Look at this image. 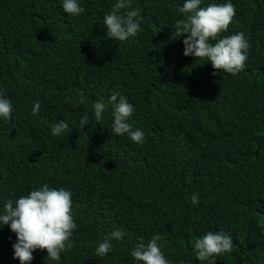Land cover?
Wrapping results in <instances>:
<instances>
[{"label":"trees","instance_id":"16d2710c","mask_svg":"<svg viewBox=\"0 0 264 264\" xmlns=\"http://www.w3.org/2000/svg\"><path fill=\"white\" fill-rule=\"evenodd\" d=\"M228 2L236 9L229 29L244 32L250 40L249 56L262 65L263 72L264 0H202L201 6ZM77 3L85 11L71 15L63 10V0H0V92L26 122V128L12 130L9 118L0 117V209L4 211L6 200L18 198L23 189L65 185L75 194L73 211L78 220L98 216L107 227L116 221L128 222L115 227L128 226L120 230L124 235L114 243L115 252L91 264H142L131 251L141 237L147 242L157 234L166 257L179 246H192L213 228L229 234L234 242L231 252L215 258L216 264H264V178L260 181L263 193H259V183L255 188L251 184L252 176L230 177L232 170L222 171L219 159L209 163L215 155L219 157L216 151L214 155L200 148L221 143L220 122L239 148H259L258 134L264 137V125L256 130L252 104L244 101L228 108L248 83V75L254 76L253 68L232 75L214 70L206 59L185 56L184 36L176 38L172 28L185 18L177 7L184 0H131L142 28L133 46L130 40L107 36L104 17L116 0ZM100 78L110 82L90 91L96 102H107L113 90H118L135 107L129 121L148 137L142 145L115 141L107 107L98 142L110 134L95 158H115L116 175L99 188H84L77 183L78 174L68 169L70 151L64 142L70 138L73 146L71 134L53 136L51 128L74 115L78 105L77 114H93L94 101L84 100V95L87 86L98 84ZM37 101L41 108L33 115ZM192 117H199L197 130L192 129ZM214 121L215 125H208ZM88 150L100 151V147L91 141ZM258 153L264 158L263 149ZM139 155L141 167L132 170L128 160ZM213 186L206 200L191 203L195 191ZM84 229L96 228L87 220ZM15 237L13 233L7 241L2 232L0 251ZM96 247L72 245L62 262L74 261L77 255L82 258L68 264H84ZM40 251L35 250L33 256ZM192 261L209 264L196 257Z\"/></svg>","mask_w":264,"mask_h":264},{"label":"clouds","instance_id":"9594fccd","mask_svg":"<svg viewBox=\"0 0 264 264\" xmlns=\"http://www.w3.org/2000/svg\"><path fill=\"white\" fill-rule=\"evenodd\" d=\"M201 5L202 0H184L182 6H177L178 11L185 14V18L176 21L172 27L174 28L173 34L176 38L184 36L183 54L185 56L191 55L196 60L206 59L207 62H211L216 71L241 75L246 67L253 68L254 76L248 75V83L243 84L242 92L230 100L232 105L228 108L240 106L244 101L250 102L257 130V127L264 125V71L262 72V65L252 62V56H249L248 51L250 40L245 37L244 32L229 29V25L236 15L233 3ZM62 7L66 13L71 15H79L85 11L77 3V0H63ZM104 25L108 38L125 42L130 40L131 45L133 38L142 31L140 13L131 8V0H116L111 11L104 17ZM220 34L226 37L219 38ZM215 74L214 72L213 75ZM109 82L108 78H100L97 79L98 84L87 86L84 100L88 101L90 98L94 101V112L90 117L88 113L77 114V111H81L78 105L76 110L74 108V115L68 117L66 121L60 119L51 128L53 136L71 134L73 146L70 144V138L64 142V147L70 151L68 169L78 174L77 183L84 188H99L104 180H109L112 175H116L114 171L115 158H110L107 155L105 158H95L102 151V143L110 134L106 133L104 140L98 142L97 136L103 134L102 118L107 107L111 108L113 124L110 132L113 131L117 134L115 141H123L127 144L136 142L138 145H142L145 138L148 137L144 130L137 125L133 127L132 121H129L135 112V107L118 90H113L107 102L104 100L96 102V95L90 94L91 90ZM40 108L41 104L37 101L32 109V114H37ZM186 112L193 111L186 109ZM0 117L9 118L12 130L15 127L26 128V122L20 114L13 112L11 100L3 92H0ZM190 121L195 125L192 129L197 130L199 117H192ZM215 123L216 121L208 125H215ZM95 124H97L96 127ZM220 124L223 135L221 137L222 132L218 133V138L221 143L214 146H200L203 152L208 151L214 154L213 152L216 151L219 154V157L214 154L215 157L211 158L209 163L219 159L220 169L224 172L231 169L232 176H229L233 178H235L234 176H252L253 188L258 182L257 191L263 193L261 192L263 190L260 189V181L264 178V158L260 157L258 151L264 150V137L258 134L259 148L249 150L244 145L243 148H239L234 137L228 131H223L225 127L221 122ZM159 135L156 133L155 137L163 140V137ZM84 137L90 138L89 141L83 142ZM91 141L98 144L100 151L88 150V144ZM139 160L140 155L139 159L136 156L128 160L132 170L141 167ZM252 167H255V170ZM92 171L94 173L91 176ZM243 183L247 189L246 183L244 181ZM247 184L249 185L248 182ZM216 186L195 191L190 197L191 203L199 205V199L206 200L207 198L204 197ZM54 187L50 188L44 184L41 187L26 188L19 191L21 195L18 198L6 200L4 211L0 209V235L2 232H6L7 241L13 233L16 234V237L6 245V250L0 251V264L73 263L82 256L75 255L74 261L64 262H62V257L75 244H79L80 248L88 249L97 245L96 249L88 254L84 264L98 262L115 252L114 243L116 240L122 239L124 235L120 230L127 229L128 226L118 229L115 227L128 222L116 221L107 227L98 216L84 218V221L78 220L73 211L75 210V194L73 197L72 188L65 185L61 187L54 185ZM87 220L94 223L96 228L94 231L84 229ZM213 229L202 237H197L192 246H179L176 253L168 252L169 256L166 257L164 255L166 252H162L163 245L158 243L161 240L159 234L154 235L147 242L141 237L131 251V255L142 264H192V257H196L199 261L208 260L209 264H216L215 258L231 252L234 242L229 234ZM37 249L41 251L34 257L33 252Z\"/></svg>","mask_w":264,"mask_h":264}]
</instances>
